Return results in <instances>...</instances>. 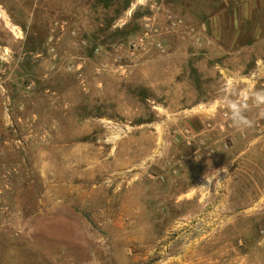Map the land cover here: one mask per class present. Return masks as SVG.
I'll return each instance as SVG.
<instances>
[{"label":"rangeland","instance_id":"1","mask_svg":"<svg viewBox=\"0 0 264 264\" xmlns=\"http://www.w3.org/2000/svg\"><path fill=\"white\" fill-rule=\"evenodd\" d=\"M260 88L264 0H0V264H264Z\"/></svg>","mask_w":264,"mask_h":264},{"label":"clouds","instance_id":"2","mask_svg":"<svg viewBox=\"0 0 264 264\" xmlns=\"http://www.w3.org/2000/svg\"><path fill=\"white\" fill-rule=\"evenodd\" d=\"M241 100H230L227 97L224 99V103L227 105L230 113V119L234 128L238 130H244L245 128L252 126V121L245 115L247 110V100L251 98L256 106L264 105V88H260L251 92L249 96L248 90L241 93ZM210 183V181H208Z\"/></svg>","mask_w":264,"mask_h":264}]
</instances>
